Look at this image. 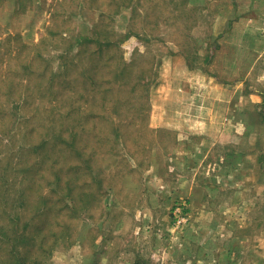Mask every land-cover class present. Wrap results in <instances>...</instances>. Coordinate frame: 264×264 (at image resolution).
<instances>
[{
	"label": "rangeland",
	"instance_id": "1",
	"mask_svg": "<svg viewBox=\"0 0 264 264\" xmlns=\"http://www.w3.org/2000/svg\"><path fill=\"white\" fill-rule=\"evenodd\" d=\"M13 249L264 264V0H0L3 264Z\"/></svg>",
	"mask_w": 264,
	"mask_h": 264
},
{
	"label": "trees",
	"instance_id": "2",
	"mask_svg": "<svg viewBox=\"0 0 264 264\" xmlns=\"http://www.w3.org/2000/svg\"><path fill=\"white\" fill-rule=\"evenodd\" d=\"M99 47H101V46H99ZM71 132V134H72V137L69 139V140H67V139H65L64 137H62V136H60L59 138H55L56 140H57V142L55 143L56 145H61V146H64V147H66V148H68L69 146H71L72 144H73V146H71L70 148L71 149H75L76 148V141H74L75 139L77 140V138H78V133L80 132L79 130H71L70 131ZM67 142H69L68 144H67ZM79 151V150H78ZM78 151H77V153H78ZM70 169H71V167H70ZM55 180H58V182H60V180H61V177L59 176V174H55ZM71 197V196H70ZM71 199H72V197H71ZM32 243H33V241H31ZM37 247L39 248V249H41V246H40V244H38L37 245ZM46 251V250H45ZM47 251H48V249H47ZM12 254L14 255V259H15V261H12V262H9V264H22L23 262H24V260L22 259H19V258H17V254H16V252L14 251V249L12 250ZM12 259V258H11ZM0 264H3V261H0ZM35 264H40V262H39V260H36L35 261Z\"/></svg>",
	"mask_w": 264,
	"mask_h": 264
}]
</instances>
